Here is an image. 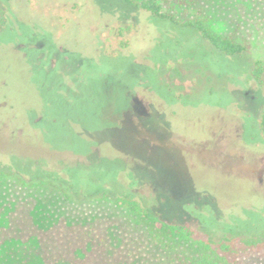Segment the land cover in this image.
<instances>
[{
    "label": "rangeland",
    "instance_id": "obj_1",
    "mask_svg": "<svg viewBox=\"0 0 264 264\" xmlns=\"http://www.w3.org/2000/svg\"><path fill=\"white\" fill-rule=\"evenodd\" d=\"M184 1L172 0L178 20L200 11L218 34L250 40L249 62L264 61V0ZM213 49L123 0H0V231L31 201L38 232L2 240L0 264L67 259L70 246L76 264H126L107 246L129 214L118 199L217 238L264 220V84ZM56 77L80 87L73 107L46 89ZM32 171L72 174L77 190ZM241 237L256 242L241 264H264V235ZM140 251L128 264H172L150 235Z\"/></svg>",
    "mask_w": 264,
    "mask_h": 264
},
{
    "label": "trees",
    "instance_id": "obj_2",
    "mask_svg": "<svg viewBox=\"0 0 264 264\" xmlns=\"http://www.w3.org/2000/svg\"><path fill=\"white\" fill-rule=\"evenodd\" d=\"M123 2L128 6L140 7L153 16L160 18V20L168 21L181 28L194 30L203 40L214 48L213 50H217V53L227 57L231 62H242L243 67L245 66L242 70L243 74L248 76V78L253 79L259 84H264V61L252 59V61L249 62L247 59L249 56L251 57L249 53L252 50L249 39L239 42L234 36L225 37L218 34V32L213 30L208 20L203 17L200 11H198V14L192 19H188L184 22L178 20L175 13L172 12V0H123ZM191 4L190 0L181 2V5L184 6L190 7ZM260 126L264 133V110L261 112ZM17 172L20 174L19 171ZM33 172H35V174ZM37 172L32 171L33 174L30 173V175L41 179L42 177L50 178L49 180L53 182L54 185L60 186L66 193L69 192L68 194H70L71 191L77 190L76 186L73 184L72 174H69V178L62 179L58 178L56 175L45 173L44 171L42 173ZM7 177L4 171H0V182H3ZM35 186L39 187V185ZM31 203L32 202L29 201V204L25 207L17 206L14 212L8 214L9 216L6 219L7 227L4 231H0V244L3 243L2 240L8 241L9 239L24 242L28 234L31 235L34 233L35 235L38 233L35 232L36 226L33 222L34 217L32 214L35 204L32 206ZM116 203L128 205L129 214L128 218L126 216L124 222L119 223L120 227L118 228H121L120 233L122 235L119 246L115 248L107 245L108 250L120 252L114 259H110L109 257V261L114 263L128 264L134 261L135 257L141 253L140 250L145 244L146 236L150 235L151 239L155 241L158 247L170 255L172 264H241L242 260L254 250V247H251V245L256 244V242L245 240L241 236L246 234L264 235V225H260V223L264 224V220L262 219L257 221L254 225L255 227L252 226L253 224L251 226L236 224L234 227L230 228L231 232L236 234L235 236L222 235L217 238L216 236L223 232L214 231L208 226L206 229L204 228L205 231L203 232L205 233L202 231L200 233L190 224L162 221L149 212L147 208L138 201H121V199H118ZM247 220H249V217ZM140 227L144 230H140ZM87 245L88 248H93L94 246L92 242H85V248ZM98 247L99 249H104L105 253L108 252L101 243L98 244ZM83 250L87 252L85 249ZM76 251V246H70V254L67 259L71 264L77 263L75 258ZM90 252H92V254L94 253L93 250ZM101 254L103 255L102 251ZM97 256L98 255L95 257ZM65 259L64 254L61 253H47L44 256L45 264H55ZM109 261L104 260V262L107 263Z\"/></svg>",
    "mask_w": 264,
    "mask_h": 264
},
{
    "label": "flooded vegetation",
    "instance_id": "obj_3",
    "mask_svg": "<svg viewBox=\"0 0 264 264\" xmlns=\"http://www.w3.org/2000/svg\"><path fill=\"white\" fill-rule=\"evenodd\" d=\"M32 49H33V51L35 50V51L38 52V53L36 52L37 53L36 54L37 57L40 56V55L42 56V54H43L42 57H39V59L41 58L40 60H42L43 58H46L47 54L46 53L44 54V51L39 46L32 47ZM34 52H33V54H34ZM49 60H50L49 64H47V65H49L51 70H52L53 67H55L57 65V61L58 60L56 62H54V64H52V59L51 58ZM61 63H63V62L61 61ZM60 68H61L60 69L61 72H65L62 66ZM62 77H64V75ZM46 85H47V83L43 84V87L44 86L46 87ZM140 85H142V84H140ZM50 87H51L50 89L46 88V89L49 90V92L52 89H54V88L58 91V93L60 92V94H57L58 102H62V105L66 106V107H68V106L69 107L70 106L73 107V104H75V103L71 99L72 98H76L77 99L78 96H81L80 87L76 86V88H73L72 86H68L67 81L64 80L63 78H62V80H59V78L56 77L55 81H51V86ZM82 96H83V94H82Z\"/></svg>",
    "mask_w": 264,
    "mask_h": 264
}]
</instances>
